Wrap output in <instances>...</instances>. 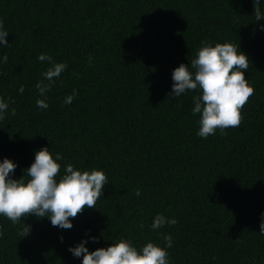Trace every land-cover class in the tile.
Returning <instances> with one entry per match:
<instances>
[{"label":"trees","instance_id":"16d2710c","mask_svg":"<svg viewBox=\"0 0 264 264\" xmlns=\"http://www.w3.org/2000/svg\"><path fill=\"white\" fill-rule=\"evenodd\" d=\"M256 7L264 12V0H0L9 32L0 47L8 57L0 97L9 103L0 160L18 165L13 179L27 180L35 153L48 147L63 156L61 175L71 163L102 169L109 182L94 208L70 218L71 229L0 215V264H81L68 249L89 233L98 238L89 251L120 239L164 247L170 233V264H264V19ZM202 42L240 46L254 87L239 127L206 139L191 111L200 93L170 95L173 70L191 67ZM41 53L68 65L47 109L36 103L51 66ZM157 214L178 223L154 231Z\"/></svg>","mask_w":264,"mask_h":264},{"label":"clouds","instance_id":"9594fccd","mask_svg":"<svg viewBox=\"0 0 264 264\" xmlns=\"http://www.w3.org/2000/svg\"><path fill=\"white\" fill-rule=\"evenodd\" d=\"M259 3V0H256ZM256 20L264 19V12L259 7L255 8ZM264 31V24L259 25ZM9 32L0 19V47L8 46L6 37ZM7 55L0 57V63L7 62ZM38 59L48 61L50 67L42 73L44 79L38 81L36 88L43 99H37V106L47 109V93L51 90L56 80L61 77L68 65L65 62H56L46 53H41ZM91 62V57L89 58ZM248 56L232 43L202 42V47L196 51V57L188 64L181 63L172 72L173 97H180L189 91L200 94L192 97L194 107L193 115L199 114L198 137L207 138L214 135L219 129L223 132L227 128L239 127L242 109L249 98L254 94V87L245 78V71L249 67ZM194 69V71H193ZM21 93L24 87L19 88ZM74 89L72 94L64 99L65 104H71L77 95ZM9 103L0 97V121L4 120ZM15 115V109H12ZM63 160L60 153L53 154L48 147H43L35 153V158L27 170L29 179L24 176L13 179L12 175L18 165L5 157L0 160V215L10 219L12 223H19L26 215L39 218H49L52 226L61 229H71L73 220L86 207L94 208L97 201L103 196L108 177L102 169L91 171L75 168L67 164L61 175ZM59 176V179L57 178ZM141 193L137 190L136 195ZM176 218H169L157 214L153 218L151 228L155 231L165 225H175ZM30 227L25 229L26 236ZM259 236L264 239V216L261 217ZM4 235L0 226V238ZM164 247L154 242H147L137 248L129 239H120L107 247L96 248L89 251L87 245L98 242V238L90 233L81 239L75 246H69V252L74 257L82 258L81 264H170L168 249L173 245L172 235L166 234ZM63 242V236L60 237Z\"/></svg>","mask_w":264,"mask_h":264}]
</instances>
